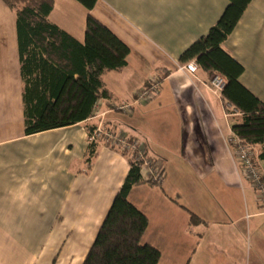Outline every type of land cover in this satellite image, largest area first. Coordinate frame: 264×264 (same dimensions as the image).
Here are the masks:
<instances>
[{
    "label": "crops",
    "instance_id": "1",
    "mask_svg": "<svg viewBox=\"0 0 264 264\" xmlns=\"http://www.w3.org/2000/svg\"><path fill=\"white\" fill-rule=\"evenodd\" d=\"M228 3L97 0L88 13L130 47L127 65L104 73L109 96L93 117L27 135L16 16L0 0V264H83L130 169L129 152L100 141L87 161L100 123L142 141L163 169L159 183L128 195L148 218L142 243L161 252L159 264H264V207L228 144L240 115L212 88L215 74L179 60ZM54 23L84 40L85 30ZM223 47L264 102V0L251 1ZM154 82L153 99L114 108Z\"/></svg>",
    "mask_w": 264,
    "mask_h": 264
},
{
    "label": "trees",
    "instance_id": "2",
    "mask_svg": "<svg viewBox=\"0 0 264 264\" xmlns=\"http://www.w3.org/2000/svg\"><path fill=\"white\" fill-rule=\"evenodd\" d=\"M2 1L16 16L26 134L72 126L93 117L97 102L109 96L104 73L125 67L130 47L90 12L85 38L80 41L50 20L55 0ZM77 1L88 11L97 2ZM251 1L229 0L217 23L179 60H195L204 71L226 79L222 98L240 115L232 130L261 146L258 158L264 159V102L241 83L244 67L223 47ZM95 152L92 142L88 162ZM145 182L149 181L143 178L142 165L130 159L128 175L83 264H159L161 252L142 243L148 218L128 199L130 190Z\"/></svg>",
    "mask_w": 264,
    "mask_h": 264
},
{
    "label": "built area",
    "instance_id": "3",
    "mask_svg": "<svg viewBox=\"0 0 264 264\" xmlns=\"http://www.w3.org/2000/svg\"><path fill=\"white\" fill-rule=\"evenodd\" d=\"M186 68L191 73H196L199 65L196 61L187 63ZM210 84L215 92L221 94L226 86V79L219 74H216L210 80ZM159 92V83L154 82L150 86L142 88L135 94L131 104H122L114 106L116 110L131 112V108L136 103H142L153 99ZM227 108L230 110V115L239 114V112L230 104L227 103ZM92 142H101L106 146L127 151L131 155V159L142 165L145 171V180L152 183H159L163 176L162 167L147 157L145 144L137 139H131L124 132H118L111 128L105 127L100 123L95 130L90 134ZM228 144L236 156L237 162L240 164L244 175L251 181L255 188L259 201L264 207V174L259 164V158L256 153L255 145L243 140L234 133L229 137Z\"/></svg>",
    "mask_w": 264,
    "mask_h": 264
},
{
    "label": "rangeland",
    "instance_id": "4",
    "mask_svg": "<svg viewBox=\"0 0 264 264\" xmlns=\"http://www.w3.org/2000/svg\"><path fill=\"white\" fill-rule=\"evenodd\" d=\"M87 13L88 10L77 0H57L56 8L51 14L50 20L52 22L59 21L61 25L72 29L74 33H78L79 29L84 32ZM120 112L127 113L125 111Z\"/></svg>",
    "mask_w": 264,
    "mask_h": 264
}]
</instances>
